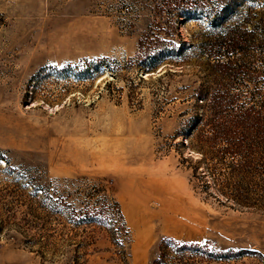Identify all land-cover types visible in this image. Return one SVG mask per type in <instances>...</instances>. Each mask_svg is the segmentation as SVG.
Returning <instances> with one entry per match:
<instances>
[{
	"label": "rangeland",
	"instance_id": "obj_1",
	"mask_svg": "<svg viewBox=\"0 0 264 264\" xmlns=\"http://www.w3.org/2000/svg\"><path fill=\"white\" fill-rule=\"evenodd\" d=\"M0 264H264V0H0Z\"/></svg>",
	"mask_w": 264,
	"mask_h": 264
},
{
	"label": "trees",
	"instance_id": "obj_2",
	"mask_svg": "<svg viewBox=\"0 0 264 264\" xmlns=\"http://www.w3.org/2000/svg\"><path fill=\"white\" fill-rule=\"evenodd\" d=\"M163 59H164V58H163ZM163 59H162V60H163ZM162 60H161V61H162Z\"/></svg>",
	"mask_w": 264,
	"mask_h": 264
}]
</instances>
